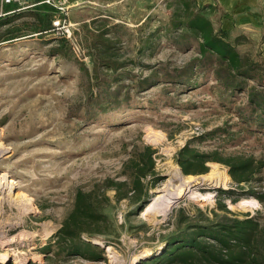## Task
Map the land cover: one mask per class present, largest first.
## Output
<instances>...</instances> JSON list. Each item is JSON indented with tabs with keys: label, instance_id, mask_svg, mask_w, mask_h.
<instances>
[{
	"label": "rangeland",
	"instance_id": "obj_1",
	"mask_svg": "<svg viewBox=\"0 0 264 264\" xmlns=\"http://www.w3.org/2000/svg\"><path fill=\"white\" fill-rule=\"evenodd\" d=\"M181 1L103 0L69 10L73 37L68 38L67 54L49 52L66 37L53 22L42 35L0 42V264H136L158 247L148 236L170 220L174 208L184 206L192 213L197 206L216 208L220 189L231 190L221 199L235 215L252 217L264 228V165L250 182L237 184L223 163L209 162L208 172L186 174L176 161L187 140L225 126L230 135L217 131L194 146L205 151L221 147L225 153L251 154L264 162V129L237 115L244 93L223 91L211 72L184 85L167 79L162 70L158 85L141 91L137 85L154 66L175 73L197 55L195 40H183V27L170 20L183 8ZM195 1L214 5L210 14L223 27L219 3ZM35 13L34 7L18 10L14 22L0 30L16 24L21 34L31 32ZM224 29L239 39L241 52L264 64V23L257 29ZM96 40L102 49L107 47L104 56L126 63V74L103 68L101 84L111 90L127 86L132 98L120 109L88 113L75 104H83L81 75L84 66L93 73ZM144 144L157 148L156 169L162 177L150 189L148 203L162 189L185 186L172 203L161 199L148 212V203L135 211L136 202L117 201L115 189L106 188L107 178L127 179L120 172L123 162ZM102 183L103 234H110L112 241L91 239L103 246L105 258L53 255L50 241L71 209L76 189ZM142 220L153 229L140 227ZM117 235L119 239L113 238Z\"/></svg>",
	"mask_w": 264,
	"mask_h": 264
},
{
	"label": "trees",
	"instance_id": "obj_2",
	"mask_svg": "<svg viewBox=\"0 0 264 264\" xmlns=\"http://www.w3.org/2000/svg\"><path fill=\"white\" fill-rule=\"evenodd\" d=\"M192 2L182 0L183 10H176L170 20L176 24L175 27H183L179 31L181 33L178 32L183 40H195L197 55L176 68L175 73L169 74L164 66H154L148 76L136 80L140 91L158 85L162 81V70L167 79L170 76L172 81L184 85H191L198 76L211 72L223 91L242 92L246 96L245 102L238 107V117L251 122L256 128L264 129L263 62L247 52H241L239 39L233 37L230 30L217 25L210 14L216 10L214 5L203 6L195 0ZM31 3H34L31 7L36 11L31 32L21 34L18 25L8 26L0 30V42L33 33L42 35L52 27L54 18L60 14L58 9L43 0H32ZM14 13L16 11L0 16V28L14 22ZM96 41L91 56L93 73L84 66L81 75L84 93L79 98L83 104H75L88 113L120 109L128 105L132 98L131 89L127 86L111 90L101 84L102 80L104 83V78H101L103 68L126 74V63L104 56L107 47L103 46L102 49L99 41ZM70 51L71 44L67 37H62L58 44L49 49L53 54H67ZM223 130L230 135L231 131L221 126L193 136L177 151L176 161L186 174L206 173L210 169L209 162H220L228 167L235 183L250 182L263 167L262 159L258 160L251 154L225 153L221 147L205 151L194 146L195 141ZM156 152L157 148L150 144L134 148L120 171L127 179L120 182L113 178L106 179V188L115 189L117 201L128 198L136 202L135 211L143 209L148 203L150 189L162 180L156 169ZM230 192V189L218 190L217 207L210 210L197 206L192 213L184 206L174 208L170 220L162 223L157 230H152L148 236V239L157 241L158 247L149 257L142 258L136 264H264V228L252 217L242 218L234 214L221 199L222 193L230 195ZM125 216L126 223L127 214ZM125 223L121 226H125ZM139 226L148 232L153 229L146 220H142ZM97 236L112 241L110 234H103V183L90 190L76 189L72 207L53 234L49 246L55 256L70 258L79 255L88 260H102L105 249L91 239ZM113 238L119 239V236Z\"/></svg>",
	"mask_w": 264,
	"mask_h": 264
},
{
	"label": "crops",
	"instance_id": "obj_3",
	"mask_svg": "<svg viewBox=\"0 0 264 264\" xmlns=\"http://www.w3.org/2000/svg\"><path fill=\"white\" fill-rule=\"evenodd\" d=\"M208 3H219L224 10L223 27L259 28L264 23V0H205ZM103 2V0H69L72 12L77 7ZM7 10L10 8H6Z\"/></svg>",
	"mask_w": 264,
	"mask_h": 264
},
{
	"label": "built area",
	"instance_id": "obj_4",
	"mask_svg": "<svg viewBox=\"0 0 264 264\" xmlns=\"http://www.w3.org/2000/svg\"><path fill=\"white\" fill-rule=\"evenodd\" d=\"M43 2L54 6L61 13L60 16L53 20V27L60 28L64 36L72 39L73 23L69 19V0H43ZM7 4H15L16 6L12 10H7ZM33 5L34 3H30L29 0H0V16L25 9Z\"/></svg>",
	"mask_w": 264,
	"mask_h": 264
},
{
	"label": "bare ground",
	"instance_id": "obj_5",
	"mask_svg": "<svg viewBox=\"0 0 264 264\" xmlns=\"http://www.w3.org/2000/svg\"><path fill=\"white\" fill-rule=\"evenodd\" d=\"M177 173V172H176ZM208 175V174H207ZM183 177V176H182ZM227 177V175H226ZM185 192V186H181L176 189L166 188L159 191L156 198L153 201H150L145 210L146 212L151 211L153 207L156 206V204L163 199L167 204L172 203L176 198H178L180 195H182Z\"/></svg>",
	"mask_w": 264,
	"mask_h": 264
}]
</instances>
